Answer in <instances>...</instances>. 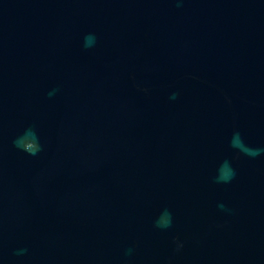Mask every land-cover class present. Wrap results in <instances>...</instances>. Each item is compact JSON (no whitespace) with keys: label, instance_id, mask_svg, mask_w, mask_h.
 <instances>
[{"label":"water","instance_id":"obj_1","mask_svg":"<svg viewBox=\"0 0 264 264\" xmlns=\"http://www.w3.org/2000/svg\"><path fill=\"white\" fill-rule=\"evenodd\" d=\"M0 264H264V0H0Z\"/></svg>","mask_w":264,"mask_h":264},{"label":"clouds","instance_id":"obj_2","mask_svg":"<svg viewBox=\"0 0 264 264\" xmlns=\"http://www.w3.org/2000/svg\"><path fill=\"white\" fill-rule=\"evenodd\" d=\"M236 146H237V145H236ZM23 147H24L25 150L32 151V150H31V149H32V145H31V144L24 145ZM242 150L247 151V149H245V148H243V147H242Z\"/></svg>","mask_w":264,"mask_h":264}]
</instances>
